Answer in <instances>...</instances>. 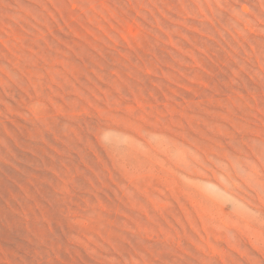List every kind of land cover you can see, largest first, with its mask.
Instances as JSON below:
<instances>
[{
	"label": "rangeland",
	"instance_id": "374dc122",
	"mask_svg": "<svg viewBox=\"0 0 264 264\" xmlns=\"http://www.w3.org/2000/svg\"><path fill=\"white\" fill-rule=\"evenodd\" d=\"M0 264H264V0H0Z\"/></svg>",
	"mask_w": 264,
	"mask_h": 264
}]
</instances>
